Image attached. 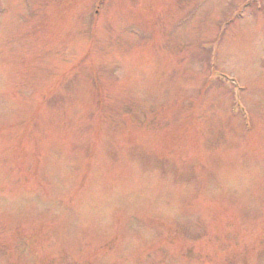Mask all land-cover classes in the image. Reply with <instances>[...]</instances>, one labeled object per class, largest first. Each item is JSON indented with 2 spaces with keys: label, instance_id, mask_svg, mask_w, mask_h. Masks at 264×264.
I'll return each mask as SVG.
<instances>
[{
  "label": "rangeland",
  "instance_id": "1",
  "mask_svg": "<svg viewBox=\"0 0 264 264\" xmlns=\"http://www.w3.org/2000/svg\"><path fill=\"white\" fill-rule=\"evenodd\" d=\"M0 264H264V0H0Z\"/></svg>",
  "mask_w": 264,
  "mask_h": 264
}]
</instances>
